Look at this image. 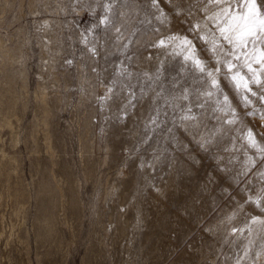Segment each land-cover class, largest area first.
<instances>
[{
    "label": "rangeland",
    "instance_id": "374dc122",
    "mask_svg": "<svg viewBox=\"0 0 264 264\" xmlns=\"http://www.w3.org/2000/svg\"><path fill=\"white\" fill-rule=\"evenodd\" d=\"M159 3L172 20L168 29L154 18L150 0H48L47 6L42 0V11L22 18L32 38L43 31L38 20L52 18L50 54L65 95L64 101L55 102L51 120L57 145L63 148L58 179L66 197L47 201L50 196L37 193L41 174L32 170L34 155L20 143L21 175L31 184L33 198L25 220L12 215L11 203L0 208L6 233L0 234V264H236L238 257H243L241 264H264V223L250 220H264V213L249 201L264 190V154L244 138L250 128L264 148V120L259 113L244 115L251 108L242 106L223 79L221 87L243 124L234 130L225 126L212 135L219 122L213 118L211 101L203 109L193 108L197 119H181L182 107L193 97L180 98V86L172 84L179 65L151 45L169 31L191 39L188 25L202 22L204 12L197 0H175L180 16L167 0ZM189 4L195 5L191 17L184 14ZM108 5L111 12L106 13ZM105 15L111 21L108 26L99 23ZM34 40L28 61L31 91L42 80L53 84L52 78L38 74L39 46ZM201 55L209 59L206 52ZM161 61L167 69L163 77L150 80ZM181 83L190 93L195 87L191 80ZM56 89L52 85L53 100L59 94ZM131 93L135 95L129 102ZM33 106L32 101L23 120L26 127L34 120ZM251 107L264 109V104L255 101ZM210 136L211 142L202 148ZM41 158L48 161L45 153ZM245 168L247 174L241 175ZM42 202L57 217L55 240L45 244L37 239ZM14 223L17 231H11ZM233 228L245 230L233 235ZM47 250L52 256H45Z\"/></svg>",
    "mask_w": 264,
    "mask_h": 264
},
{
    "label": "snow or ice",
    "instance_id": "6c2138e0",
    "mask_svg": "<svg viewBox=\"0 0 264 264\" xmlns=\"http://www.w3.org/2000/svg\"><path fill=\"white\" fill-rule=\"evenodd\" d=\"M167 3L174 8L175 15H181L180 9L175 6V0H167ZM197 4L202 5L204 19L195 24L189 23L186 31L193 34L191 39L181 32L169 31L151 45L162 49L179 65L172 84L180 86V98L189 100V95L193 97L182 107L184 115L181 119H197L193 108L203 109L211 101L214 104L213 118L219 122V128L215 129L212 135L223 130L225 126H228L229 130H234L235 125L243 124L228 93L221 87L220 81L223 79L240 98L242 106L246 109L251 108L244 115L256 116L259 113V118L264 120V109L251 107L255 101L264 104V0H197ZM150 7L155 10L154 18L164 29H168L172 20L160 7L159 0H150ZM194 7L195 5L189 4L184 14L191 17ZM105 12H111V5L105 8ZM99 23L108 26L111 21L105 15ZM155 31L159 33L161 28H156ZM194 40L200 41L203 47L198 49ZM91 51L95 54L94 49ZM201 52H206L209 59H205ZM166 70L165 63L161 61L155 77L149 79L161 80ZM186 80H191L195 85L191 93L188 85L181 83ZM111 91L112 89H109V93ZM134 95L130 94L129 102ZM201 97L204 99L201 100ZM216 113L220 115L217 116ZM156 120H153V123H156ZM244 138L250 147L264 154V148L257 142L252 129H246ZM210 142L211 136L201 144V147L205 148ZM261 158H264V155ZM249 163L254 166L255 162L250 160ZM248 170L245 168L241 175H246ZM261 179L264 180V173H261ZM262 200L264 190L257 197H249V201L255 203L259 211L264 213ZM250 220L252 223H264V220L255 216L250 217ZM245 227L251 230L250 225L246 224ZM244 230L233 228L232 232L233 235L237 231L243 234ZM244 255H247V251ZM241 259L243 257H238L236 264H241Z\"/></svg>",
    "mask_w": 264,
    "mask_h": 264
},
{
    "label": "bare ground",
    "instance_id": "6f19581e",
    "mask_svg": "<svg viewBox=\"0 0 264 264\" xmlns=\"http://www.w3.org/2000/svg\"><path fill=\"white\" fill-rule=\"evenodd\" d=\"M41 1L42 0H0V208L6 203H11L13 207L12 215L20 218L22 217L24 220L27 214V205L30 203V199L33 198V193L31 184L25 183L23 179L24 175L23 177L21 175L23 157L22 151L18 149L20 143H24L26 148L29 149L28 153L34 155L32 159V170L41 174V178H39L40 180L37 182V193L50 196L47 201L52 200L54 196L56 199L61 198L62 201L65 200L66 197L65 188L60 183L61 180L58 179L60 175L58 168H61L62 164L60 161L61 159L59 160L58 158L61 156L63 148L61 147V150L57 145L51 120V116L54 112L53 108L56 105L55 102L60 101L61 103V101H64L65 95L61 94V90H59L61 73L58 72L59 69L55 65L54 57L50 54V49L52 51L54 41V36L50 33L52 18L44 17L38 20V24L42 26L43 31H38L33 37L35 38L34 43L39 46V54H37L40 59L38 74L44 80H46V77L52 78L53 84H51L57 87L56 91L60 95L55 93L56 99L53 100L52 96L55 95H51L52 85L50 86L48 82L42 79L43 82L39 79L40 82L37 86L35 85V89H33V91L30 90L31 81L29 82V78L31 75V62L29 59L31 60L30 50L32 49L34 38H32V30L29 29L27 25L28 22L22 21V18L28 15L36 16V13L41 10L39 4ZM43 2H45L46 5L48 0H43ZM15 26H17V28H15ZM28 61L30 62L29 64ZM32 101L34 102V106L32 107L34 120L32 119L31 125L26 127L23 125V120L27 110L31 108ZM24 128L27 129L25 133H23ZM60 143H62V141H60ZM42 153L48 155V161H42ZM63 157L61 158L63 159ZM63 182L65 183V181ZM74 193L76 194V192L71 194V203L73 205H75L74 200L76 199ZM42 205H44L45 209L38 219V225L40 227L38 229H40V231L37 239L39 242L45 244L52 239L55 240L57 217L54 213L48 211V203L46 204L44 202ZM3 219L4 216L0 217L1 235L5 233L4 228H1V224L5 220ZM20 221L22 220L20 219ZM15 223L12 224L11 231L18 230L16 229L17 226ZM10 237H13V234L7 236L8 242ZM22 238L24 239L26 236L24 235ZM72 240L68 242V247L73 244ZM57 241L59 245L62 242V238ZM24 242L27 243L26 240ZM25 245L29 246V244ZM20 254L22 253L20 252ZM44 254L48 257L52 252L47 250ZM43 262V260H40L39 264H43Z\"/></svg>",
    "mask_w": 264,
    "mask_h": 264
}]
</instances>
